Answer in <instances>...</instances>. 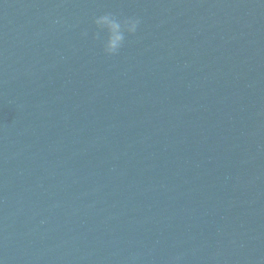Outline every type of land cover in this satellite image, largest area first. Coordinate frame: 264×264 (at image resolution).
Listing matches in <instances>:
<instances>
[{
	"label": "water",
	"instance_id": "1",
	"mask_svg": "<svg viewBox=\"0 0 264 264\" xmlns=\"http://www.w3.org/2000/svg\"><path fill=\"white\" fill-rule=\"evenodd\" d=\"M0 264H264V0H0Z\"/></svg>",
	"mask_w": 264,
	"mask_h": 264
},
{
	"label": "clouds",
	"instance_id": "2",
	"mask_svg": "<svg viewBox=\"0 0 264 264\" xmlns=\"http://www.w3.org/2000/svg\"><path fill=\"white\" fill-rule=\"evenodd\" d=\"M97 34H102V50L105 55H116L123 47L126 37L136 33L138 18H118L112 13H105L93 20Z\"/></svg>",
	"mask_w": 264,
	"mask_h": 264
}]
</instances>
